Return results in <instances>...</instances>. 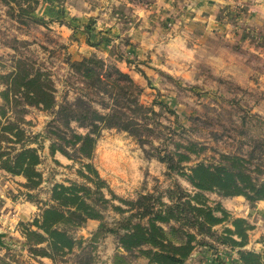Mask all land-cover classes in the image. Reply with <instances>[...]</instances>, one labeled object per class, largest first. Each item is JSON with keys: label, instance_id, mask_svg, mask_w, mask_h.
<instances>
[{"label": "rangeland", "instance_id": "obj_1", "mask_svg": "<svg viewBox=\"0 0 264 264\" xmlns=\"http://www.w3.org/2000/svg\"><path fill=\"white\" fill-rule=\"evenodd\" d=\"M41 2L60 9L55 6L56 14L40 16ZM207 2L215 6L213 10ZM260 6L264 7V0H0V75L11 70L13 56L26 58L51 73L60 101L70 62L96 56L132 77L142 89L140 101L156 113L152 119L157 122L151 143L144 145L124 131L102 130L91 157L79 162L59 152L50 154L51 140L45 134L52 115L29 107L23 127L31 135H41L30 147L37 149L36 169L42 180L28 190L22 175L0 169V233L4 234L0 257L6 255L8 264H146L138 252L127 253L120 247L118 233L99 230L100 223L121 232L120 224L127 219L130 224L146 223L147 217L135 214L144 207L164 210L188 201L197 191L186 178L188 169L198 163L217 164L224 155L243 157L255 176V167H261L257 177L264 181V11ZM21 10L31 14H20ZM81 16H86L83 46L75 36ZM96 29L98 36L92 35ZM189 142L196 152L181 162V168L170 166L176 164V156L172 162L159 158L186 153ZM81 163H89L98 177L89 174L92 181L81 177ZM71 182L91 191L101 186L97 203L102 219L71 230L84 242L63 258L32 255L21 223H31L41 214L54 184ZM202 193L207 205L227 211V219L213 227L218 234L232 228L234 218L260 227L256 214L244 215L232 206L253 209L258 201ZM117 207L125 212L119 213ZM215 214L220 216L218 211ZM174 215L171 225L186 224L181 215L175 211ZM187 230L196 233L193 227ZM249 239L253 244L247 242L241 250L260 253L264 263V234L248 231ZM213 243L212 238L197 235L193 252H209L216 264H243L239 248L226 245L213 251L202 246Z\"/></svg>", "mask_w": 264, "mask_h": 264}, {"label": "trees", "instance_id": "obj_2", "mask_svg": "<svg viewBox=\"0 0 264 264\" xmlns=\"http://www.w3.org/2000/svg\"><path fill=\"white\" fill-rule=\"evenodd\" d=\"M19 13L31 14L22 10ZM12 58L11 70L0 75L3 86L0 91V169L12 175H22L25 178L23 187L35 189L42 180L36 169L39 163L37 149L30 147L40 134L31 135L23 127L29 107L52 115L45 134L51 140V155L59 152L79 162L90 158L105 129L124 131L141 145L151 143L154 124L157 123L152 118L156 113L140 101L142 89L132 77L115 65H105L96 56L70 62L59 101L58 89L49 71L36 67L26 58ZM184 148L186 153L166 154L159 158L172 162L176 156V164L170 166L181 168V162L189 161V154L196 152L193 143L189 142ZM81 166L78 171L81 177L88 181L93 180L89 174L98 177L89 163H81ZM256 168L255 176L251 164L238 155H224L217 164H195L188 169L186 178L197 191L188 201L166 206L164 210L144 207L135 214L140 219L147 217L146 223L130 224L127 219L125 224H120L121 232L108 229L103 223H100L99 230L118 233L120 247L127 253L138 252L146 259V264H184L195 249L197 235L212 238L214 245L202 246L213 251L226 245L239 248L238 255L243 264H264L260 253L241 250L248 242V231L252 226L245 219L234 218L230 221L232 228L227 227L218 234L213 227L227 219V211L220 205H207L202 193L214 191L223 197L242 196L250 202L262 201L264 181H260L257 175L263 169ZM99 187L91 191L75 182L54 184L41 214L31 223H21L28 251L34 256L55 260L72 253L74 248H80L84 239L73 236L71 230L83 227L89 220L102 219L97 203ZM117 210L121 214L125 212L119 207ZM174 211L186 220L185 225L175 227L170 224L175 219ZM187 227H193L196 233L188 231ZM5 257H0V264H8ZM117 257L123 260V256Z\"/></svg>", "mask_w": 264, "mask_h": 264}, {"label": "crops", "instance_id": "obj_3", "mask_svg": "<svg viewBox=\"0 0 264 264\" xmlns=\"http://www.w3.org/2000/svg\"><path fill=\"white\" fill-rule=\"evenodd\" d=\"M56 2V1H55ZM54 3V2H52ZM207 8L209 10H213L212 7H215L211 2H207ZM56 6V7H55ZM57 10H59L60 8L57 7V5H49L45 2H41V4H39V9H38V14L40 16H42V14L44 16H53L54 14H56L58 11L55 10V8ZM259 10L261 12L264 11V7L263 6H260L259 7ZM85 17V18H84ZM50 19H53V17H50ZM86 19V16H81V17H78L77 20H81V23H79V28H78V31L76 32L75 36H77L79 38V44L81 46H83V39H84V33L82 32V25L83 23L85 22L84 20ZM78 22V21H77ZM97 28V27H95ZM98 34V31L97 29L94 30V32L92 33V35L96 36ZM91 35V36H92ZM98 36V35H97ZM130 48V47H129ZM86 49V48H85ZM87 50V49H86ZM88 52V51H87ZM234 198H240L242 200H244L243 197L241 196H237V197H234ZM241 204V206H234L232 205L234 208H238L239 210H242L243 214L245 215L246 213L249 214V215H252V216H258V224H260V227L259 228H253L249 231H251V233H258V234H264V200H260L257 202V207L251 209L249 207H247L246 205H243ZM249 236H255V235H249ZM254 244H259V242H257L255 239H254ZM249 244L248 245H252L253 244V240L249 239L248 240ZM264 248V247H263ZM261 249V248H260ZM224 252L223 249H221V253ZM261 252V251H260ZM263 253V252H262ZM184 264H216V261H213V259L210 257V254L209 252L207 251H196V252H193L191 254V256L189 257V259L187 260V262H185Z\"/></svg>", "mask_w": 264, "mask_h": 264}, {"label": "water", "instance_id": "obj_4", "mask_svg": "<svg viewBox=\"0 0 264 264\" xmlns=\"http://www.w3.org/2000/svg\"><path fill=\"white\" fill-rule=\"evenodd\" d=\"M3 236H4V234L3 233H0V245H3V242H2Z\"/></svg>", "mask_w": 264, "mask_h": 264}]
</instances>
